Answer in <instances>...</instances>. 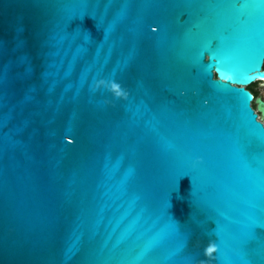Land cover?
I'll use <instances>...</instances> for the list:
<instances>
[{"label":"water","instance_id":"water-1","mask_svg":"<svg viewBox=\"0 0 264 264\" xmlns=\"http://www.w3.org/2000/svg\"><path fill=\"white\" fill-rule=\"evenodd\" d=\"M253 65L264 0H0V264H264Z\"/></svg>","mask_w":264,"mask_h":264},{"label":"snow or ice","instance_id":"snow-or-ice-1","mask_svg":"<svg viewBox=\"0 0 264 264\" xmlns=\"http://www.w3.org/2000/svg\"><path fill=\"white\" fill-rule=\"evenodd\" d=\"M156 28H152V31H156ZM247 72H253L256 71V65H253L251 67H248ZM209 71H210V67H209ZM256 75H262L264 76V73H260L258 71H256ZM254 78V77H251ZM101 79H99L98 81H100ZM102 88L107 89L108 91H112L115 95H122V91L121 88L122 86L119 84V82L117 81H113V80H108L105 79V82L99 85ZM245 96V101H247V94L246 93H242ZM253 120L255 121V114H253Z\"/></svg>","mask_w":264,"mask_h":264},{"label":"rangeland","instance_id":"rangeland-1","mask_svg":"<svg viewBox=\"0 0 264 264\" xmlns=\"http://www.w3.org/2000/svg\"><path fill=\"white\" fill-rule=\"evenodd\" d=\"M254 88L258 91V98L264 101V82L257 81L254 85ZM253 105H256V103H253Z\"/></svg>","mask_w":264,"mask_h":264},{"label":"flooded vegetation","instance_id":"flooded-vegetation-1","mask_svg":"<svg viewBox=\"0 0 264 264\" xmlns=\"http://www.w3.org/2000/svg\"><path fill=\"white\" fill-rule=\"evenodd\" d=\"M260 81H263L264 82V80H260ZM257 82V81H256ZM255 82V83H256ZM255 83H253V84H255ZM252 85V84H251ZM249 89V88H248ZM255 89V88H254ZM251 92H252V90L251 89H249ZM253 93V92H252ZM254 94V93H253ZM255 103V102H254ZM252 105H253V103H252ZM253 107H254V109L256 110V112L258 113V119L259 120H261L263 123H264V113H262L260 110H259V108H258V105L256 104V105H253Z\"/></svg>","mask_w":264,"mask_h":264},{"label":"trees","instance_id":"trees-1","mask_svg":"<svg viewBox=\"0 0 264 264\" xmlns=\"http://www.w3.org/2000/svg\"><path fill=\"white\" fill-rule=\"evenodd\" d=\"M254 85L255 84H252V85L248 86V88L251 89L252 92L254 93V101H255V99L258 97V91L254 89ZM254 101H253V103H254Z\"/></svg>","mask_w":264,"mask_h":264},{"label":"bare ground","instance_id":"bare-ground-1","mask_svg":"<svg viewBox=\"0 0 264 264\" xmlns=\"http://www.w3.org/2000/svg\"><path fill=\"white\" fill-rule=\"evenodd\" d=\"M264 68V67H263ZM253 100H254V98H253ZM264 113V112H263Z\"/></svg>","mask_w":264,"mask_h":264}]
</instances>
